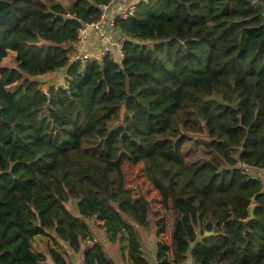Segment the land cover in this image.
I'll return each instance as SVG.
<instances>
[{
    "label": "trees",
    "instance_id": "1",
    "mask_svg": "<svg viewBox=\"0 0 264 264\" xmlns=\"http://www.w3.org/2000/svg\"><path fill=\"white\" fill-rule=\"evenodd\" d=\"M110 2L0 0V264H67L61 243L83 264H114L91 221L131 264H149L140 235L159 238L166 217L150 225L124 161L143 164L173 217L157 264L189 252L195 264H264V12L145 0L114 20L121 61L109 50L70 62L77 30ZM10 52L14 67L1 66ZM60 70L64 84L46 92L33 80ZM35 238L53 247L36 251Z\"/></svg>",
    "mask_w": 264,
    "mask_h": 264
},
{
    "label": "rangeland",
    "instance_id": "2",
    "mask_svg": "<svg viewBox=\"0 0 264 264\" xmlns=\"http://www.w3.org/2000/svg\"><path fill=\"white\" fill-rule=\"evenodd\" d=\"M67 0H62L63 3H66ZM112 41V40H111ZM109 50L115 52L113 48H110ZM110 52V51H109ZM107 52V53H109ZM75 53H72L69 51L70 57H72ZM90 55V60H98L100 61L101 58L103 57L101 55V48L97 55L89 54ZM115 55V54H114ZM14 53L10 52L8 56L4 59L2 62L1 66L4 67H14ZM62 78L63 74H52L48 76H43V77H38V78H33L36 79L41 85L40 89L44 92L47 91V87L55 84V85H61L62 84ZM55 85L53 87H55ZM196 139H200L202 136H194ZM199 141V140H197ZM198 145L196 144L194 149H196ZM121 170L123 173V178H124V185L125 187L133 190V192L136 194L138 197L144 198L146 201L149 202L150 204V225H154L156 223V218H155V213L157 211L162 212L165 217H166V230L165 232L159 237L161 241H163L166 244L170 243V233H171V226H172V214L168 209H165L161 203V198L159 193L149 184L147 179L145 178L144 170H143V164L138 163V164H132L128 161H124L121 165ZM68 209L71 210V212H75V208L72 204L67 205ZM100 224L102 225V222H95L91 221L89 223L90 228H95L99 229L96 226ZM155 229H153L154 231ZM199 234V233H198ZM151 239V240H150ZM154 237L151 235H145L141 233L140 235V241L142 243V246L145 251V255L147 259L151 258V248L153 247V242H154ZM51 245L49 241L46 238H35L33 247L36 251H42L45 252L48 248V246ZM65 245V244H63ZM76 256L73 258L74 261L71 262L73 264H81L80 260V255L75 254ZM70 263V264H71Z\"/></svg>",
    "mask_w": 264,
    "mask_h": 264
},
{
    "label": "crops",
    "instance_id": "3",
    "mask_svg": "<svg viewBox=\"0 0 264 264\" xmlns=\"http://www.w3.org/2000/svg\"><path fill=\"white\" fill-rule=\"evenodd\" d=\"M143 1H145V0H111V4L108 7H106V10L104 12L105 16H106V20L102 23L103 24V33H105L106 36L110 40H115L117 37L122 36L114 28V26H113L114 23L112 24V22H114L115 18H117L123 11H127L130 7L135 8V7H137V5L139 3L143 2ZM101 47H102V45H101L99 39L97 38V36L93 32H90L87 39L82 44L81 51L83 53L97 55V53L99 52ZM69 51H71L72 53H75V45H72V47L69 48ZM52 74H56V75L57 74L58 75L63 74L62 80L64 81L65 70H60V71H57V72H54L51 74H47L45 76L52 75ZM63 81H62V84H64ZM54 85L55 84H52L50 86H54ZM59 86L55 85V87H59ZM98 226L100 227L101 225L98 224ZM153 229H154V227H152L151 232L149 234H147V235H151L155 239L153 242V247L151 248V258L150 259H147L146 255H145L144 248H143L142 243L140 241L141 251L143 252L144 257L147 259L149 264H157L156 245L159 241V238H157L155 236V230L153 231ZM91 231H92V234L94 236V240L102 243V245L104 246L108 256L112 259L114 264H131L127 258V251H126V247H125L126 245L124 242L118 241L116 243H109L105 237L106 235H105L104 229L91 228ZM199 238H201V237L199 236ZM49 243L51 245H49L48 248L53 247L52 242L49 241ZM60 250L67 253L66 254L67 255V258H66L67 264H70L71 262L74 261L73 258L76 256L75 254L80 255L81 264H83L82 250L78 253H74L66 245H63V243L60 244ZM71 264H73V263H71ZM184 264H195L190 252H189Z\"/></svg>",
    "mask_w": 264,
    "mask_h": 264
},
{
    "label": "built area",
    "instance_id": "4",
    "mask_svg": "<svg viewBox=\"0 0 264 264\" xmlns=\"http://www.w3.org/2000/svg\"><path fill=\"white\" fill-rule=\"evenodd\" d=\"M252 3H257V0H250ZM111 4V2L107 5L102 7V15L100 16V19L94 23H91L89 25H83L77 30V42L75 45V54L70 57V62H85L87 60H90V55L88 53H83L81 51L82 44L87 39L90 32H93L97 38L99 39L102 47H101V55L105 56L107 52H109L110 48H113L115 50V58L118 61H121V59L124 57L123 53V47L124 43L126 42L127 38L122 35L117 37L115 40H110L105 33H103V22L106 20L105 16V10L106 7H108ZM135 8L130 7L127 11H123L118 17H121L123 19H126L134 14ZM114 22H112L113 24ZM86 243L88 245H92L91 240H87Z\"/></svg>",
    "mask_w": 264,
    "mask_h": 264
},
{
    "label": "water",
    "instance_id": "5",
    "mask_svg": "<svg viewBox=\"0 0 264 264\" xmlns=\"http://www.w3.org/2000/svg\"><path fill=\"white\" fill-rule=\"evenodd\" d=\"M255 9L259 13H263L264 12L263 6L260 3H256ZM253 218H254V206H251L250 209H249V221H251ZM205 235L206 236H210V235H212V233L211 232H206Z\"/></svg>",
    "mask_w": 264,
    "mask_h": 264
}]
</instances>
